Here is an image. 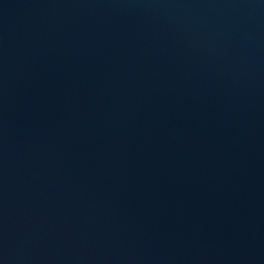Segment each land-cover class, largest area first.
<instances>
[{
    "label": "water",
    "instance_id": "water-1",
    "mask_svg": "<svg viewBox=\"0 0 264 264\" xmlns=\"http://www.w3.org/2000/svg\"><path fill=\"white\" fill-rule=\"evenodd\" d=\"M0 264H264V0H0Z\"/></svg>",
    "mask_w": 264,
    "mask_h": 264
}]
</instances>
